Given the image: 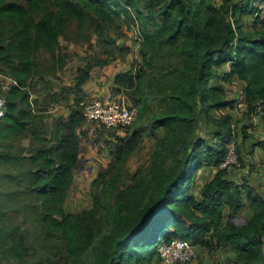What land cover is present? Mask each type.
<instances>
[{
	"label": "trees",
	"instance_id": "obj_1",
	"mask_svg": "<svg viewBox=\"0 0 264 264\" xmlns=\"http://www.w3.org/2000/svg\"><path fill=\"white\" fill-rule=\"evenodd\" d=\"M262 6L264 0H0V62L16 81L0 117V264H150L154 253L160 258L159 245L174 238L210 252L229 244V264H264V196L220 167L236 138L232 116L219 112L233 106L224 83L234 78L246 81L245 114L264 111ZM249 16L254 22L246 28ZM124 25L138 27L141 63L118 72L113 90L137 106L136 120L124 136L108 132L111 160L93 180L92 205L68 212L86 127L84 88L94 64L106 66L116 52L130 53L112 35H123ZM89 30L105 57L87 60L74 86L63 87L74 97L69 115L47 133L42 110L31 100L38 58L46 51L62 68L69 56L60 53V36L89 40ZM227 62L230 69L221 74ZM150 100L164 106L154 110ZM205 117L215 129L211 142L196 137ZM27 130L33 136L24 156L28 165L15 174L8 164H19L22 155L11 153L8 142ZM96 131L107 132L102 125ZM241 131L236 148L245 166L244 156L264 140L253 139L244 126ZM154 136L147 164L132 172L129 157ZM206 165L218 170L195 191L197 172ZM247 204L246 222L226 218ZM38 228L64 244L61 259L38 256Z\"/></svg>",
	"mask_w": 264,
	"mask_h": 264
},
{
	"label": "rangeland",
	"instance_id": "obj_2",
	"mask_svg": "<svg viewBox=\"0 0 264 264\" xmlns=\"http://www.w3.org/2000/svg\"><path fill=\"white\" fill-rule=\"evenodd\" d=\"M253 22V16L246 17V28H251ZM123 27V35L117 36L114 33H112V35L116 38L118 44L128 46L130 48V53L123 54L122 52H116V56L114 57L113 61H111L108 65H93L94 67L91 71V77L84 88L88 97V99H86V102H88L94 96L108 95L114 87L112 78L118 72L128 70L129 68H131V66H136L139 63L138 60L140 37L137 33L138 27H135L133 25L129 29L126 27V25H124ZM88 32L89 40L83 39L82 41L78 42L68 40L63 36H60V53H66L69 56L68 61H66L65 65L62 68L59 69L58 65L54 64L51 54L46 51H41L42 53L38 58L40 75H38L31 81L30 90L32 92V97L37 100L38 108L42 110L41 113H43L47 133L51 131L54 121H56L58 118H66L69 115V107L73 103L74 97L73 95L67 96L64 93L63 87L66 85L74 86L76 81L75 79L78 74L77 70L80 66H83L87 62V60H90L94 56H100V58L105 57V54L102 53L103 46L99 42L97 35H95L90 30ZM7 70V67L0 62V97L2 99H6L8 91L10 90V87L13 83L10 74L6 72ZM230 85L232 84L228 85V89L230 91H241V87L239 85L236 84V87L234 89L231 88ZM55 94H59V96L57 97V95ZM125 96L127 95L125 94ZM53 98L57 99L55 100ZM149 103L154 110L160 109L164 106V102H158L156 100H150ZM5 108L6 103L0 107V109L3 111L5 110ZM1 110L0 113L2 112ZM244 113V111L240 110L239 114H230L233 117L232 124L236 138L234 142L235 147L237 140H242L241 137L243 136V134L241 131V125L245 124L242 122H247V120L244 121V119H242ZM98 126L93 125L91 128L86 126L85 129L81 131V153L79 156V163L75 170L73 184L69 190V195L65 203V209L68 212H78L84 208H89L92 205L93 180L97 176L99 170L105 168L111 160L109 142L112 140V137H110L108 132L114 131L117 135L124 136L128 129H106L107 132L105 131L103 135H100V133L96 131ZM214 132V126L211 123H208L207 118L205 117L200 121V127L196 133V137H203L206 138L208 142H211L214 140ZM161 133V130H157L156 136H159ZM156 136L146 137L143 141L142 149L129 157L127 166L132 172L138 166L147 164L149 155L151 154L154 146ZM259 140H264V138L261 137ZM32 141L33 136L30 130L10 137L7 147L8 150L13 154H18L20 156L22 155L21 157H19V159L16 160V162H18L19 164H8V167L13 173L16 174L20 169H25L27 167L28 163L27 160L24 159V156L28 155L27 150L29 149ZM240 141H238V144H240ZM248 142L249 140H247V144L246 141L244 142L245 146L248 145ZM0 149H2V147H0ZM244 151H246V149L243 147L242 152L244 153ZM249 155L252 154H246L244 156L246 165L243 166L240 159L238 158L236 148V156L240 164H233L227 167L228 178L234 175L241 174V176H238L239 182H242L246 179L250 181V179L248 178V174L242 171L248 166V164H250V161H248L247 159V156ZM253 169L257 174H264V169L262 168V166L258 165L256 167H253ZM217 170L218 168L213 165H206L200 168L197 172L195 191H198L209 179H211ZM14 184L17 188L21 186V183L16 179ZM248 212L249 211H245L244 213L240 212V214L234 213L236 215L228 213L230 215L228 217L226 216V218L231 219L236 223H241L233 216L247 219ZM25 215L26 209H23L16 218L21 220ZM27 221H31V219L28 218ZM37 230L38 233L36 247L39 250L38 256L49 253V256L52 255L54 258L61 259L64 252V244L50 239V237H48L47 234L42 232L39 228ZM193 246L196 249L197 255L195 258L186 261L187 263L185 264H215L217 256L220 257L222 262L225 258L226 253L223 252L224 249L222 248L215 252H210L209 250H204L202 247H199L197 245ZM159 257L160 258L158 259V254L154 253L149 263L164 264L160 252Z\"/></svg>",
	"mask_w": 264,
	"mask_h": 264
},
{
	"label": "built area",
	"instance_id": "obj_3",
	"mask_svg": "<svg viewBox=\"0 0 264 264\" xmlns=\"http://www.w3.org/2000/svg\"><path fill=\"white\" fill-rule=\"evenodd\" d=\"M264 7V6H262ZM264 17V12L262 11ZM13 80V78H12ZM16 83L13 80L14 84ZM114 87L108 95L94 96L85 103L84 116L86 126L102 125L106 129H123L131 126L136 120L138 108L130 102L122 91H114ZM1 91V87H0ZM6 99L0 97V107L5 104ZM1 110V109H0ZM0 116L3 113V110ZM240 162L236 156V147L234 142L228 145V153L221 162L220 167L225 168ZM164 264H180L196 257V249L190 242L179 238L172 239L171 242L162 243L158 248ZM264 250V241H263Z\"/></svg>",
	"mask_w": 264,
	"mask_h": 264
},
{
	"label": "crops",
	"instance_id": "obj_4",
	"mask_svg": "<svg viewBox=\"0 0 264 264\" xmlns=\"http://www.w3.org/2000/svg\"><path fill=\"white\" fill-rule=\"evenodd\" d=\"M138 62H139V64L141 63L140 55H139ZM230 65H231L230 62L224 63L222 65V67L219 69V72L221 71V74H223L224 72L229 71ZM114 77L112 78L113 80H114ZM215 77H217V76H215ZM215 77H214V79H211V83H213V84L216 82V79H217ZM219 81L222 82V79L220 78ZM113 84H114V82H113ZM230 84H232V85H230V87L233 89L236 87V84L239 85L241 87V91L240 92H237L235 90L230 91L228 89L229 83H224V86L227 88V91H228V98L232 101L233 106L232 107L227 106V107L221 108L219 110V112L229 113L231 115L239 114L240 110L246 112L247 106L245 104V99L243 96V91H244L243 89L246 86V81L241 80L239 78H234L233 82ZM219 112H218V114H219ZM242 119H244V121L247 120V122H242L245 124H243L241 126H244L247 128V130L250 133V135L252 136V138H255L258 140L261 137L264 138V111L263 110L262 111L259 110L256 114L250 115V116L244 113ZM231 121L233 123V117H231ZM246 144H247V141H246ZM247 159H248V161H250V164H248V166L245 169H243L242 171H244V173L248 174V178L250 179L249 184H251L253 187H255L264 196V174H261V173L257 174L254 172V169H253V167H256L258 165L262 166V168L264 169V145H257L255 147L254 153L252 155L247 156ZM263 173H264V171H263ZM259 174H261V175H259ZM238 176H241V174L234 175V176L230 177V179L236 180L239 182ZM245 211L246 212L249 211L248 215H247V219H249V217L251 216V210H250L248 204L245 207H243V209H241V211H239L238 214H240V212L244 213ZM231 214L234 215V213H231ZM229 215L230 214H228V212H227V217ZM203 249L207 250L204 247H203ZM222 249H224L223 252L226 253L225 258L222 262L220 257L217 256L218 259L216 258L215 264L216 263L229 264L228 256L231 254L229 244H227Z\"/></svg>",
	"mask_w": 264,
	"mask_h": 264
},
{
	"label": "water",
	"instance_id": "obj_5",
	"mask_svg": "<svg viewBox=\"0 0 264 264\" xmlns=\"http://www.w3.org/2000/svg\"><path fill=\"white\" fill-rule=\"evenodd\" d=\"M233 217H235L236 219H238V220H239V222H241V223H244V222H246V221H247V219L238 218V216H233ZM237 222H238V221H237Z\"/></svg>",
	"mask_w": 264,
	"mask_h": 264
},
{
	"label": "clouds",
	"instance_id": "obj_6",
	"mask_svg": "<svg viewBox=\"0 0 264 264\" xmlns=\"http://www.w3.org/2000/svg\"><path fill=\"white\" fill-rule=\"evenodd\" d=\"M34 98L31 96V100H33ZM6 103V102H5ZM3 114V113H2ZM1 117V116H0Z\"/></svg>",
	"mask_w": 264,
	"mask_h": 264
}]
</instances>
